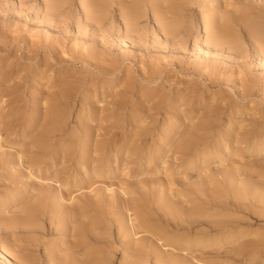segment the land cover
<instances>
[{"label": "rangeland", "instance_id": "obj_1", "mask_svg": "<svg viewBox=\"0 0 264 264\" xmlns=\"http://www.w3.org/2000/svg\"><path fill=\"white\" fill-rule=\"evenodd\" d=\"M88 1L100 0H52V10L43 0H0V264H52L46 250L63 239L40 241L36 229L5 223L40 195L50 194L47 209L99 204L125 212L144 203L177 206L173 198L203 182L228 191L243 187L248 173L264 176V150L256 147L264 140V59L251 52L249 35L241 33L239 55L208 54L196 9L186 47L175 54L143 4L136 43L123 48L118 31L95 30L98 14ZM237 1L215 6L231 11L225 5ZM164 2L162 9L170 5ZM113 5L109 16L122 24ZM212 58L215 70L207 65ZM200 122L211 124L209 135L179 149ZM233 174L239 181L228 179ZM249 201L243 206L264 211V202ZM249 218L244 231L264 232V213ZM220 236L196 224L178 240L147 242L152 253L139 264H155L156 254L176 264H264V255L240 257V240ZM111 253L103 262L124 263L122 252Z\"/></svg>", "mask_w": 264, "mask_h": 264}, {"label": "bare ground", "instance_id": "obj_2", "mask_svg": "<svg viewBox=\"0 0 264 264\" xmlns=\"http://www.w3.org/2000/svg\"><path fill=\"white\" fill-rule=\"evenodd\" d=\"M49 1L52 0H43L46 7L52 10L54 4H49ZM163 1L170 3L165 9L161 8L160 0H100L97 3L88 1L85 5H89V9L98 14L92 17L90 22L95 26V30L118 31L116 40L122 47L127 40L136 43L135 33L139 31L138 20L141 17L139 11L143 4H147L149 8L147 11L152 13L159 29L165 34V41L174 46L175 54H179L183 46L186 47L184 44L193 31L192 20L197 9L201 13L200 24H202L206 36L205 45L208 48V54L218 56L225 52H233L239 55L240 46L244 43L247 34L254 40L255 47L251 52L264 59V5H260L258 2L248 1L246 3L247 0H239L234 4L225 5L233 6L234 10L222 11L216 7L219 0ZM113 4H117L120 9L122 24L126 31L124 34L120 33L122 32L121 22H113L109 16V10L115 8L111 9L115 6ZM221 12L222 14H220ZM51 13L49 12V15ZM241 33L245 34L244 39L240 38ZM185 47L184 49H186ZM207 65L210 70H215L218 67L215 58H212ZM210 125L208 122H200L178 148L183 151L196 148L209 135ZM167 129L171 131L173 128L168 125ZM46 133V131H42L41 135ZM257 144L258 150L263 151L264 140ZM246 176L252 183L248 181L244 183L243 187L233 184L231 189L226 191L221 189L216 181H207V183L203 182L197 187H192L181 195H177L176 199L173 198L174 202L178 204L177 206L156 207L144 203L138 209L126 207L125 212L124 209L110 210L99 204L93 207L77 208L63 204L47 209L43 208L42 203L51 202V196L50 194L40 195L36 203L26 205L18 215L6 220L5 223L10 227L19 225L28 232L36 229L40 241L45 240L47 236L53 241L63 239L62 243L55 244L56 251L50 253L46 250L52 264H81L83 258L92 257V253L99 248L101 251L98 256L94 253L96 257H93L89 264H106V261L103 262V260L109 259L111 252L114 254L122 252L123 264H139L152 253L149 251L147 242L156 245L153 239L157 241L163 239L165 242L178 240L179 238H175L176 236L178 237L182 232L186 234L196 224L201 225L210 234H224L223 237L220 236L217 239L218 242H227L233 238L240 240V246L235 251L240 257L262 256L264 255V232L259 231L252 236L251 233L244 231V227L248 224L243 221L245 217L253 218V215L256 214L261 217L264 211L254 213L251 208L243 205L247 199H251L249 203H253L254 200L264 202L262 193L264 176L261 173L257 176L248 173ZM228 179L231 182H237L239 175H229ZM229 197H232L233 201L225 203L224 199ZM188 203L198 204L186 206ZM39 217H46L48 223H40ZM45 226L50 230L46 235L40 231ZM250 236L253 238L248 239ZM65 238H67L66 242ZM26 241L31 242L29 238ZM170 263L176 264V261L171 258L165 259L156 254L155 264Z\"/></svg>", "mask_w": 264, "mask_h": 264}]
</instances>
